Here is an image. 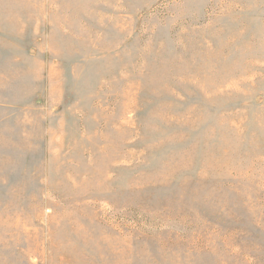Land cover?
Masks as SVG:
<instances>
[{
    "label": "rangeland",
    "instance_id": "1",
    "mask_svg": "<svg viewBox=\"0 0 264 264\" xmlns=\"http://www.w3.org/2000/svg\"><path fill=\"white\" fill-rule=\"evenodd\" d=\"M0 264H264V0H0Z\"/></svg>",
    "mask_w": 264,
    "mask_h": 264
}]
</instances>
